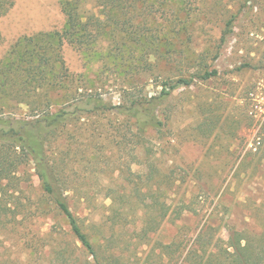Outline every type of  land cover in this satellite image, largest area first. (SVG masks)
Wrapping results in <instances>:
<instances>
[{
	"label": "rangeland",
	"instance_id": "rangeland-1",
	"mask_svg": "<svg viewBox=\"0 0 264 264\" xmlns=\"http://www.w3.org/2000/svg\"><path fill=\"white\" fill-rule=\"evenodd\" d=\"M131 1L127 18L141 39L117 32L85 51L61 45L70 78L58 106L73 109L75 86H89L107 104H123V113L75 115L49 149L104 264H198L205 255L192 252L200 234L203 245L225 244L234 231L264 225V120L251 114V93L264 82V0ZM83 7L95 24L102 5ZM64 26L60 0H15L0 16V61L20 36ZM213 68L218 75L198 77ZM180 78L193 81L162 96L164 83ZM135 98L157 127L137 126L127 107ZM19 175L14 215L0 223V264H90L33 163ZM162 210L168 215L155 229Z\"/></svg>",
	"mask_w": 264,
	"mask_h": 264
},
{
	"label": "trees",
	"instance_id": "trees-1",
	"mask_svg": "<svg viewBox=\"0 0 264 264\" xmlns=\"http://www.w3.org/2000/svg\"><path fill=\"white\" fill-rule=\"evenodd\" d=\"M85 1L60 0L65 15L63 30L20 36L0 61V223L14 215L15 204L11 198H16V194L21 192L24 181L19 171L32 162L44 194L67 220L79 247L92 257L90 264H104L99 259L98 248L90 233L85 230L69 205L49 147L53 143L54 135L75 115L123 113L120 110L123 104H107L98 88L91 90L89 86H75L74 94L77 93L78 96L71 98L73 109L66 110L58 106L66 89L64 83L70 78L65 74L67 67L61 45L66 40L85 51L98 38L113 36L117 32L124 36L135 35L133 41L141 39L143 34L127 18L131 15V7L128 5L130 0H97L102 5V10L97 15L95 24L91 19L96 15L89 14L83 7ZM14 5L15 0H0V16L8 13ZM111 20L113 24H109ZM233 21L234 17L228 20L221 44L232 30ZM108 26H112V29H108ZM218 57L219 54L215 56L216 59ZM57 63L59 74L55 72ZM216 75L218 70L213 68L205 70L198 77L206 80ZM192 81L189 78H180L176 84L170 86L164 83L162 96H168L178 86L190 85ZM144 105L142 99L135 98L127 106L133 111L131 115L135 117L141 131L148 128V124H144L148 121L154 127L160 124L155 115L145 116ZM25 106V115L18 116L19 113L22 114V107ZM185 209L184 206L175 210L173 217L179 219ZM167 215L168 211L162 210L157 216L160 219L153 228L157 229ZM208 230L209 228L202 233H207ZM200 237L201 234L197 243L195 241L192 252L194 255L200 252L205 255L198 264H264V225L260 231H234L225 244L210 238L203 245L199 242Z\"/></svg>",
	"mask_w": 264,
	"mask_h": 264
},
{
	"label": "built area",
	"instance_id": "built-area-1",
	"mask_svg": "<svg viewBox=\"0 0 264 264\" xmlns=\"http://www.w3.org/2000/svg\"><path fill=\"white\" fill-rule=\"evenodd\" d=\"M258 93H251L253 108L251 110V114H254L255 117L264 120V82L260 83L258 86ZM261 143V139L258 137L255 144H252L254 150L258 149V146Z\"/></svg>",
	"mask_w": 264,
	"mask_h": 264
}]
</instances>
